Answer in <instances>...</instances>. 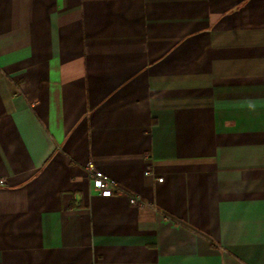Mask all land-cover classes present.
Instances as JSON below:
<instances>
[{
  "label": "crops",
  "instance_id": "1",
  "mask_svg": "<svg viewBox=\"0 0 264 264\" xmlns=\"http://www.w3.org/2000/svg\"><path fill=\"white\" fill-rule=\"evenodd\" d=\"M0 179V264H264V0H0Z\"/></svg>",
  "mask_w": 264,
  "mask_h": 264
},
{
  "label": "built area",
  "instance_id": "2",
  "mask_svg": "<svg viewBox=\"0 0 264 264\" xmlns=\"http://www.w3.org/2000/svg\"><path fill=\"white\" fill-rule=\"evenodd\" d=\"M84 170L92 187L100 195L111 196L125 194L124 189L114 179L98 169L93 161H88L87 163H85ZM158 180L161 181L162 178L159 177ZM3 182V179H0V184H2ZM128 201L131 204L140 203L138 197L133 195L128 196Z\"/></svg>",
  "mask_w": 264,
  "mask_h": 264
}]
</instances>
